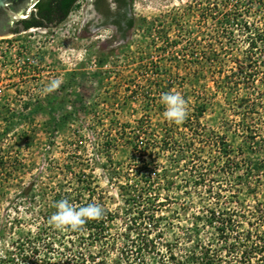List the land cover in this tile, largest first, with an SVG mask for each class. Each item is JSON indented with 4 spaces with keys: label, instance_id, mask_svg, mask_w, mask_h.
Wrapping results in <instances>:
<instances>
[{
    "label": "rangeland",
    "instance_id": "1",
    "mask_svg": "<svg viewBox=\"0 0 264 264\" xmlns=\"http://www.w3.org/2000/svg\"><path fill=\"white\" fill-rule=\"evenodd\" d=\"M129 16L125 36L94 32L81 0L56 26L0 37V264H204L205 245L223 255L228 245L208 207L235 211L245 227L264 206V0H130ZM166 93L183 97L187 117L205 106L207 142L197 141L201 160L180 159L186 170L161 155L172 175L159 190L157 179L141 180L133 144L142 129L153 136L174 126ZM143 115L149 122L140 125ZM33 180L25 201L22 187ZM57 190L91 191L93 204L113 211L105 237L52 225L36 252L20 248L39 235ZM143 241L152 249L139 250Z\"/></svg>",
    "mask_w": 264,
    "mask_h": 264
},
{
    "label": "trees",
    "instance_id": "2",
    "mask_svg": "<svg viewBox=\"0 0 264 264\" xmlns=\"http://www.w3.org/2000/svg\"><path fill=\"white\" fill-rule=\"evenodd\" d=\"M76 0H38V2L34 5L37 8L36 12H32V15L29 19L25 20L24 26L25 29L28 30L30 28L34 27H47L49 26L48 22L51 20L49 19L50 16H52L53 13H60L61 17L57 23L60 24L63 22L72 9L75 6ZM133 26V19H130V27ZM18 33V29L15 31ZM255 44V43H253ZM264 70L262 71V73ZM264 75V73H263ZM237 84V85H236ZM239 83H235L236 86H238ZM248 96H245L247 98ZM240 98L243 100L244 96L241 95ZM263 103V102H262ZM198 108V109H197ZM203 107L202 105H198V107H195L194 112L191 113L186 117V119L183 120V127L180 128L179 126H176V124L180 125V123H175L174 126H170L169 124H165L166 127H164L163 134L160 135L159 133H153V136H150L148 133L143 131L146 134V137L142 139L141 141L136 142L133 144V148L136 151V154L133 156L134 161L138 163L139 170L137 172H141V180L151 184L152 180L157 179L158 180V186L157 188L160 190L163 184L166 186L168 183H170V180L168 181L169 176L172 175L170 171L174 168H177L178 171L186 170L189 165L187 163L183 166L181 164L180 159H184L186 162V157L189 158H197L199 160L202 159L201 155H198L200 152L199 150L202 149L201 144L200 147L196 146L197 141L199 143H206L207 140H205V136L203 135L206 132V129L203 130L204 125L200 121V115H203ZM199 110V111H198ZM199 112V114L197 113ZM145 121L149 122L148 115H143L140 119H138V122L141 124H144ZM188 132H191L190 134ZM139 138V135H136ZM251 136H255L252 139H256L259 134L254 131V133ZM26 139H30L29 135L25 136ZM262 138V137H261ZM258 140V138L256 139ZM261 140H264L262 138ZM223 154L227 155L228 158H230L231 153V147L227 146V143L225 139H223ZM256 142V141H255ZM171 162L170 167L167 165H162L158 162L160 160L161 155H165ZM191 154L192 156H189ZM180 157V158H179ZM152 160L154 163L151 165L150 161ZM204 163V159L202 160ZM245 161H242L244 163ZM186 166V167H185ZM225 166V165H224ZM240 166V165H239ZM17 168H22L19 166H16ZM183 168V169H181ZM194 168V167H193ZM192 168V169H193ZM158 169V170H157ZM251 169V168H250ZM142 170V171H141ZM188 170V169H187ZM225 170V169H224ZM144 171V172H143ZM143 172V173H142ZM250 172H254L253 169H251ZM203 177V176H202ZM199 178V176H198ZM166 183H162L165 182ZM201 180H195L193 183L200 184ZM171 184V183H170ZM35 185V181H30L26 185L22 187L21 195L24 198L25 201H29L30 199V192L33 190ZM136 186V185H135ZM62 191H56L53 202H52V210L49 211V214H46L44 216H41L40 223L44 225V227H41V231L38 232L39 235L33 236V235H26V241H20V244L18 245L20 248L24 245L30 246V250L35 251L39 249V247L36 244V238L40 236H46V232H49L51 229V226L53 225L51 221V216H53L57 212V203L61 201V198L64 196V200H67L68 203L73 204L74 208L79 209L80 207H85L89 204H93V192L88 191L89 195L86 197L77 196L71 198L70 196L72 193H66L62 194ZM85 198V201H82V199ZM77 202L78 204H76ZM239 202V205H241L240 209V218H246V212L244 200H237ZM261 204V203H260ZM262 205V204H261ZM103 215L98 219H91L88 220L86 224L81 226L80 230L77 231L78 236L84 238L85 231H88V236H92L95 232H97V235L100 238L105 237L106 233V223L112 222L115 220V214L113 211L106 209L102 207ZM208 211L211 213V215L208 216L210 224H212L215 220H219L221 222V225L216 227L218 229V232L220 233V239H223L228 245L226 244L225 249L226 254L223 255L221 250L219 249H212L210 247L211 245L207 246L205 245L202 249L205 251L203 252L204 258L202 259L204 261V264H264V206H261L259 209L255 211H252V217L255 218V223L251 222L249 220L246 221V226L243 227V221L238 220L237 222L234 221V216L236 213L231 212L230 209L226 211L227 215L225 214V210H221L216 212L214 209L207 208ZM250 211V210H249ZM259 211V213L257 212ZM251 212V211H250ZM258 213V214H257ZM257 215V216H256ZM44 231V235H43ZM4 229L1 230V234H3ZM232 238V239H231ZM232 241L231 243H229ZM148 248L152 249V247L146 243V241H143V243L138 245L139 250H147ZM171 258L176 259L174 255L171 254ZM190 258V256H189ZM199 256L191 257L190 259L198 260ZM188 259V258H187ZM186 259V261H188ZM72 259H67L64 261V264H70ZM4 262V261H3ZM128 264H132L133 262L130 259H127ZM163 261L161 264H169ZM172 263V262H171ZM75 264V263H72ZM177 264H185L184 261L178 260Z\"/></svg>",
    "mask_w": 264,
    "mask_h": 264
},
{
    "label": "clouds",
    "instance_id": "3",
    "mask_svg": "<svg viewBox=\"0 0 264 264\" xmlns=\"http://www.w3.org/2000/svg\"><path fill=\"white\" fill-rule=\"evenodd\" d=\"M57 86V82L53 81L48 87V91H52ZM162 102L165 105V117L175 123H180L187 117L186 101L178 93H166L162 96ZM57 212L51 217V221L57 229L80 230L81 226L88 220L98 219L103 215V209L99 205L89 204L79 209L74 208L66 200L57 203Z\"/></svg>",
    "mask_w": 264,
    "mask_h": 264
},
{
    "label": "flooded vegetation",
    "instance_id": "4",
    "mask_svg": "<svg viewBox=\"0 0 264 264\" xmlns=\"http://www.w3.org/2000/svg\"><path fill=\"white\" fill-rule=\"evenodd\" d=\"M81 0H76L75 5ZM89 6L90 28L94 32L101 29H114L122 36L127 35L130 28V0H87ZM61 12L53 13L47 27L56 26Z\"/></svg>",
    "mask_w": 264,
    "mask_h": 264
},
{
    "label": "water",
    "instance_id": "5",
    "mask_svg": "<svg viewBox=\"0 0 264 264\" xmlns=\"http://www.w3.org/2000/svg\"><path fill=\"white\" fill-rule=\"evenodd\" d=\"M38 0H0V37L26 31L24 21L29 19Z\"/></svg>",
    "mask_w": 264,
    "mask_h": 264
},
{
    "label": "built area",
    "instance_id": "6",
    "mask_svg": "<svg viewBox=\"0 0 264 264\" xmlns=\"http://www.w3.org/2000/svg\"><path fill=\"white\" fill-rule=\"evenodd\" d=\"M31 29V28H30Z\"/></svg>",
    "mask_w": 264,
    "mask_h": 264
}]
</instances>
